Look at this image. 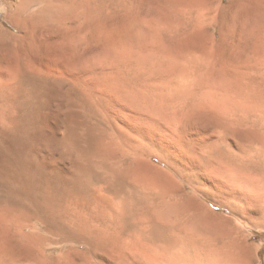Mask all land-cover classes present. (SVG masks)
I'll return each mask as SVG.
<instances>
[{"label":"rangeland","instance_id":"1","mask_svg":"<svg viewBox=\"0 0 264 264\" xmlns=\"http://www.w3.org/2000/svg\"><path fill=\"white\" fill-rule=\"evenodd\" d=\"M146 1L86 0L5 49L0 264H264V0Z\"/></svg>","mask_w":264,"mask_h":264},{"label":"bare ground","instance_id":"2","mask_svg":"<svg viewBox=\"0 0 264 264\" xmlns=\"http://www.w3.org/2000/svg\"><path fill=\"white\" fill-rule=\"evenodd\" d=\"M86 0H0V16L4 15L5 21L9 24V32L3 30L0 27V59H4V52L5 49L8 47L9 43L14 41L15 39L19 38L20 34L23 33V25L26 23L31 22L32 24H37V23H43V24H52L58 21H64V20H71L73 19L77 14H78V10L79 8L85 3ZM87 3V2H86ZM148 1L146 0H142L141 5L142 7H145L147 5ZM209 10H211V8H209ZM80 18V17H79ZM85 19V18H84ZM89 20V19H88ZM87 20H85L84 22H86ZM130 23H137V25L142 28L143 25H145L146 21L144 18H132V20ZM81 22V21H80ZM83 22V24H85ZM90 22V21H89ZM88 25V22H86ZM30 24V23H29ZM39 25V24H38ZM79 25V23H78ZM42 26V25H40ZM90 26V24H89ZM80 27V26H79ZM85 29V28H84ZM113 36L114 39L116 41L119 42V44L124 45L125 44V40L128 39L129 37L132 36V34H128L126 35V32L123 30H118L116 32H113ZM128 36V37H127ZM7 53V52H6ZM8 54V53H7ZM1 62V61H0ZM6 62V61H5ZM13 86V85H12ZM6 87V86H5ZM1 91V90H0ZM28 99V98H27ZM26 99V100H27ZM30 99V98H29ZM23 100V99H22ZM25 100V99H24ZM32 100V99H31ZM24 104V103H23ZM28 104V103H27ZM31 104V103H30ZM14 105V104H13ZM14 107L17 111V109L21 110L22 109V101L16 100ZM26 107V106H24ZM28 107V106H27ZM30 110V108H29ZM23 112V110H22ZM22 114V113H21ZM31 115V114H30ZM76 128V127H75ZM73 133V132H72ZM76 136V135H75ZM95 137V136H93ZM81 138V137H80ZM106 139V138H105ZM98 141V140H97ZM104 144V143H103ZM101 145V144H100ZM97 146V145H96ZM5 144L3 141H0V149L4 150L5 149ZM120 154V153H119ZM110 157V156H109ZM1 159V158H0ZM26 173V172H25ZM113 176V175H112ZM111 177V176H110ZM108 179L112 180L109 177H102L101 181L106 183V186H108L107 190L109 191V194L111 193L112 195V200L110 199V203H111V210L116 212H118L119 210L121 211L122 209L124 210H128L127 209V205H131V200L127 199V196L129 195H125L124 193H119L118 191L114 190V184L110 183V180L108 181ZM122 181V180H121ZM45 185V184H44ZM125 189V188H124ZM123 189V190H124ZM46 190V189H45ZM127 190V189H126ZM125 191V190H124ZM128 192V191H127ZM35 195V194H34ZM67 198V197H66ZM95 205V204H94ZM162 205H164L163 203H159V204H155L152 205V207H150L149 209L153 208L155 210H159L162 207ZM110 206V205H109ZM108 206V208H109ZM119 206H121L119 210H116L117 208H119ZM57 207V206H56ZM100 207V206H99ZM98 207V208H99ZM126 207V208H125ZM133 207V206H132ZM148 206H146L147 208ZM136 208V207H135ZM145 208V210H146ZM59 209V208H58ZM72 209V208H71ZM106 209V208H105ZM139 209V207H138ZM50 210V209H49ZM56 210V209H55ZM97 210V209H96ZM108 210V209H106ZM122 210V211H123ZM162 210V209H161ZM113 211V212H114ZM121 211V212H122ZM125 211V212H126ZM136 209H132L130 208L129 212H130V217H133L134 219V215L136 212ZM150 211V210H149ZM156 211V212H157ZM107 212V211H105ZM104 212V213H105ZM114 212V213H115ZM116 212V213H117ZM124 212V214H125ZM128 212V211H127ZM139 212V211H137ZM145 212V211H144ZM111 213V212H110ZM123 213V212H122ZM147 213V211H146ZM108 214V213H106ZM127 214V213H126ZM129 214V213H128ZM127 214V215H128ZM139 214V213H138ZM111 215V214H110ZM116 215V214H115ZM114 215V216H115ZM124 215V218H127ZM145 215V214H144ZM149 215V214H148ZM159 215V214H158ZM119 216V215H118ZM153 216V215H152ZM113 217V215H112ZM122 217V216H121ZM120 217V218H121ZM142 217V216H140ZM115 218V217H114ZM127 218V220H129ZM138 219V218H137ZM106 220V219H105ZM113 220V219H112ZM142 220V219H141ZM147 220V219H146ZM69 221V220H68ZM73 221V220H72ZM130 221V220H129ZM132 221V220H131ZM138 221V220H137ZM153 221V220H152ZM161 221V220H160ZM114 222V221H113ZM121 222V221H120ZM151 222V221H150ZM129 223V222H128ZM153 223V222H151ZM155 223V222H154ZM153 223V224H154ZM162 223V222H161ZM124 225V224H122ZM143 225V223H142ZM132 226V225H131ZM152 229L150 231V233L148 234L149 236H147L149 241H154L158 238V236L162 235L164 230L160 227V225L158 226V223L151 225ZM133 227V226H132ZM138 227V225H137ZM136 226H134L133 228H136V230H138L139 228H137ZM140 227V226H139ZM150 227V226H149ZM117 228V227H116ZM122 228V227H121ZM121 231V230H120ZM142 231V229H141ZM105 232V231H104ZM145 234V233H144ZM166 234V233H165ZM164 234V235H165ZM132 240V239H131ZM142 240V239H141ZM158 240V239H157ZM170 241V240H169ZM149 242V243H151ZM130 245V244H128ZM158 245V244H156ZM185 244L181 245L184 246ZM126 246V245H125ZM131 246V245H130ZM134 248V246H133ZM156 251V250H155ZM163 254V253H162ZM154 258V257H153ZM164 258V257H163ZM130 259V258H129ZM150 259V258H149ZM175 259V258H173ZM165 260V258H164ZM180 260V259H179ZM175 262V260H173ZM179 262V261H178ZM171 264H174L173 262ZM175 264H177V262H175Z\"/></svg>","mask_w":264,"mask_h":264}]
</instances>
